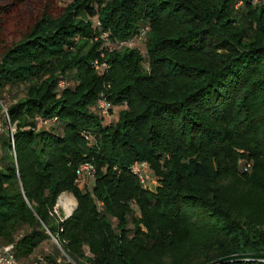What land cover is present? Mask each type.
I'll return each mask as SVG.
<instances>
[{"label": "trees", "instance_id": "1", "mask_svg": "<svg viewBox=\"0 0 264 264\" xmlns=\"http://www.w3.org/2000/svg\"><path fill=\"white\" fill-rule=\"evenodd\" d=\"M24 2L0 4V245L21 264H264V0H72L18 29ZM145 28L144 52L109 47Z\"/></svg>", "mask_w": 264, "mask_h": 264}, {"label": "built area", "instance_id": "2", "mask_svg": "<svg viewBox=\"0 0 264 264\" xmlns=\"http://www.w3.org/2000/svg\"><path fill=\"white\" fill-rule=\"evenodd\" d=\"M97 24H100L99 22ZM147 28L142 29L136 36H134L132 39L124 40L120 42H114L109 47L111 49L114 48H122V47H131L135 48L137 41H143L145 40V34H146ZM104 36L107 37L108 34L104 33ZM94 67L98 71H103L109 67L108 63L105 61H99L95 60ZM65 84L64 81L60 83L61 86ZM98 108L97 111L100 113V115L105 119H111L113 115V111L115 108L112 107V105L107 101L106 98H100L98 100ZM2 130V123L0 122V132ZM10 136L12 144H14L13 135H12V129H10ZM86 138H88L86 136ZM132 171L133 173L138 177L140 182L147 188L152 189L150 180L151 178L157 180L151 173L150 166L148 161L141 160L136 161L132 165ZM96 172V168L92 162H85L83 163L79 170H78V176L76 179V183L81 188H85L90 185V181L94 178V174ZM58 206V205H57ZM57 206L54 209V212L58 214ZM0 264H21L14 252V244H7V245H0ZM36 264H43L41 262H38Z\"/></svg>", "mask_w": 264, "mask_h": 264}, {"label": "rangeland", "instance_id": "3", "mask_svg": "<svg viewBox=\"0 0 264 264\" xmlns=\"http://www.w3.org/2000/svg\"><path fill=\"white\" fill-rule=\"evenodd\" d=\"M10 0H0V4L3 3H7ZM25 2L23 4H21V6L18 8V17H17V22L16 20H12V24L16 26V28L20 29L23 28L24 24L26 21H28L31 17V15L35 12H37L39 9H42L47 3L52 5V9L54 11H58L60 7H63L65 5H67L69 2H71L72 0H24ZM97 22V21H96ZM10 23V21H9ZM98 23V22H97ZM145 40L143 41H137L136 46L139 47L143 52L145 51ZM21 88H16L12 91V93L18 92L20 91ZM11 93V94H12ZM122 109V107H115L114 111H113V115L111 117V119H107L105 120V122L110 123L112 122L114 119H116V117H118L119 115V111ZM14 128V127H13ZM159 182L153 178H151L150 180V184L153 190H156L157 188V184ZM92 184V182H90V185ZM89 185V186H90ZM60 204V200L58 202V206H57V210H58V214H60L61 212H63L65 214V216H67L69 213L72 212L73 208H74V203H68V212H64L63 209L61 208V206H59ZM56 243V241L54 239H52L51 241L45 243L38 251V254H41L42 251L45 252H50L53 251V247L54 244ZM57 244V243H56Z\"/></svg>", "mask_w": 264, "mask_h": 264}, {"label": "crops", "instance_id": "4", "mask_svg": "<svg viewBox=\"0 0 264 264\" xmlns=\"http://www.w3.org/2000/svg\"><path fill=\"white\" fill-rule=\"evenodd\" d=\"M117 118V117H116ZM92 182V181H90ZM60 200V204L59 206H61V208L63 209V211L66 213L68 212L67 208H68V203H74V208L73 210L76 208L77 206V200L76 198L74 197V195L72 193H69V192H64L60 195L59 199H58V202ZM58 204V203H57ZM72 210V212H73ZM71 212V213H72ZM71 213H69L67 216L71 215Z\"/></svg>", "mask_w": 264, "mask_h": 264}]
</instances>
